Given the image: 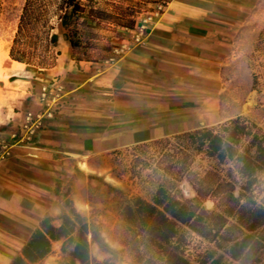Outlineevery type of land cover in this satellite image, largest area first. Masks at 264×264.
I'll return each instance as SVG.
<instances>
[{
  "label": "rangeland",
  "instance_id": "rangeland-1",
  "mask_svg": "<svg viewBox=\"0 0 264 264\" xmlns=\"http://www.w3.org/2000/svg\"><path fill=\"white\" fill-rule=\"evenodd\" d=\"M27 1L0 0V164L11 155L5 128L14 124L17 134L12 139L24 146L31 145L41 130L56 132L75 113L71 89L85 82L95 91L98 85L93 84L101 75L103 82L110 80L106 72L121 55L120 40L130 43L139 30L145 32L167 3L76 0L74 7L63 8L61 0H30L28 5ZM245 15L236 62L224 76L223 107L230 116L242 108L237 117L246 134L256 129L264 133V0ZM11 50L23 62L13 60ZM222 125L213 128L224 135ZM245 145L242 140L237 152ZM185 148L186 141L171 137L92 152L85 160L92 171L85 194L88 208L82 212L75 208L66 185L44 219L62 232L70 230L65 218L70 217L76 228L85 222L89 256L97 264H240L188 227L169 225L160 216L163 210L156 200L193 202L198 197L193 185L208 195L201 199L202 207L224 216L229 206L227 184L239 179L231 161L220 162L208 157L206 150L196 153ZM207 170L217 176L204 178ZM258 181L257 202L264 196L258 193L264 188V171ZM210 188L213 192H208ZM72 248L65 234L51 240L49 252L31 264H72ZM257 264H264V255Z\"/></svg>",
  "mask_w": 264,
  "mask_h": 264
},
{
  "label": "crops",
  "instance_id": "crops-1",
  "mask_svg": "<svg viewBox=\"0 0 264 264\" xmlns=\"http://www.w3.org/2000/svg\"><path fill=\"white\" fill-rule=\"evenodd\" d=\"M258 1L169 0L143 42L120 40L110 80L101 75L95 91L85 82L71 89L75 113L56 132L41 130L24 146L12 139L14 124L2 131L11 155L0 164V264L21 255L66 185L75 208H88L92 152L213 128L242 114L223 107L224 76L236 62L245 13Z\"/></svg>",
  "mask_w": 264,
  "mask_h": 264
},
{
  "label": "trees",
  "instance_id": "trees-1",
  "mask_svg": "<svg viewBox=\"0 0 264 264\" xmlns=\"http://www.w3.org/2000/svg\"><path fill=\"white\" fill-rule=\"evenodd\" d=\"M75 1L61 0L63 8L74 7ZM29 3L30 0L27 1V5ZM61 25H65L62 20ZM65 37L73 47L72 40L68 36ZM10 56L15 61L23 62V58L14 56L12 50ZM221 127L224 135L216 132L214 128H202L173 137L186 141L185 149L188 151L201 153L206 150L210 158L216 157L220 162L229 160L233 163L239 179H234L227 184L230 194L228 195L229 206L223 211L225 215L204 209L200 201L208 195L194 185L193 188L198 197L193 202L166 197L164 202L156 200L155 204L162 207L163 213L160 212V216L169 225H174L176 222L188 227L192 232L225 251L232 260L240 264H257L264 255V196L258 202L255 197L256 190L259 189L257 186L260 185L258 174L264 171V133L256 129L253 134H246L244 132L246 127L240 123L238 117L225 121ZM245 137L248 138L244 139ZM242 140L246 142V145L238 153L239 150L236 148ZM204 176L206 178V176H217V174L207 170ZM218 185H220L219 182L216 187ZM236 189L238 190L235 196L233 193ZM209 191L213 192L211 188ZM258 193L263 194L264 188ZM146 206L150 207L147 204ZM225 216L233 221L228 222ZM65 223L70 225V230L62 232L61 229L55 230L49 226L46 218L43 219L26 247L22 249L21 255L12 264L35 263L49 252L51 240L59 239L65 234L73 245L69 253L72 264H97L89 256L88 231H86L85 222L82 221L81 226L76 228V223L69 217L65 218ZM57 231L64 234L54 235ZM92 238L94 240L95 236Z\"/></svg>",
  "mask_w": 264,
  "mask_h": 264
},
{
  "label": "built area",
  "instance_id": "built-area-1",
  "mask_svg": "<svg viewBox=\"0 0 264 264\" xmlns=\"http://www.w3.org/2000/svg\"><path fill=\"white\" fill-rule=\"evenodd\" d=\"M145 37V32L141 31L139 34H136L135 36H132L133 43H141L143 42Z\"/></svg>",
  "mask_w": 264,
  "mask_h": 264
},
{
  "label": "bare ground",
  "instance_id": "bare-ground-1",
  "mask_svg": "<svg viewBox=\"0 0 264 264\" xmlns=\"http://www.w3.org/2000/svg\"><path fill=\"white\" fill-rule=\"evenodd\" d=\"M10 61V60H9ZM13 62V61H12ZM13 63H15V62H13Z\"/></svg>",
  "mask_w": 264,
  "mask_h": 264
}]
</instances>
